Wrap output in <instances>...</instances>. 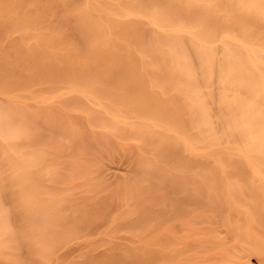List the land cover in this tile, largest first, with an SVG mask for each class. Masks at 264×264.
Here are the masks:
<instances>
[{
  "label": "bare ground",
  "instance_id": "6f19581e",
  "mask_svg": "<svg viewBox=\"0 0 264 264\" xmlns=\"http://www.w3.org/2000/svg\"><path fill=\"white\" fill-rule=\"evenodd\" d=\"M0 102L34 122L29 178L59 206L0 264H73L58 243L102 231L71 216L107 201L128 242L83 263L264 264V0H0Z\"/></svg>",
  "mask_w": 264,
  "mask_h": 264
},
{
  "label": "clouds",
  "instance_id": "9594fccd",
  "mask_svg": "<svg viewBox=\"0 0 264 264\" xmlns=\"http://www.w3.org/2000/svg\"><path fill=\"white\" fill-rule=\"evenodd\" d=\"M35 134L34 122L20 108L0 102V150L12 161L6 170L0 171V253L17 255L21 239L35 243L48 234L59 219V206L41 201L29 178L32 171L42 167L45 159L44 150L32 145ZM13 151L20 156L18 161ZM16 168L23 172L24 187L14 189L15 205H9L3 197V186L19 183L13 175ZM15 212L23 213L22 228L13 223Z\"/></svg>",
  "mask_w": 264,
  "mask_h": 264
},
{
  "label": "rangeland",
  "instance_id": "374dc122",
  "mask_svg": "<svg viewBox=\"0 0 264 264\" xmlns=\"http://www.w3.org/2000/svg\"><path fill=\"white\" fill-rule=\"evenodd\" d=\"M110 178L111 177H109V179ZM111 179L109 180V185H108V188L110 191H111V187H113L112 185H114L113 183H111V181L113 182V180H111ZM81 188L83 189V186L80 187V189H78V190H81ZM78 190L74 189V192L77 191L76 195H79L80 197L86 196V195L83 196V194H81V193H84L85 189L82 190V192L78 191ZM41 191H44V190H41ZM86 192H87L86 194L88 196L89 192L88 191H86ZM78 198H76V199H78ZM8 201L9 200L7 199V203H8ZM81 202H83V200H79V201L76 200V202H73L70 204V207L74 209ZM95 207H99L98 208L99 210L104 209L105 213H98V212L93 213L91 211L92 214L90 213L87 216L86 213L84 215H81L78 212V213H73V215L71 216V219L78 224L84 223L85 220H87L88 222L96 220L95 224L98 225V227L102 231V233L96 234L94 232V228H89L88 232L85 231L86 234L84 237V241H85L84 242L83 237H82L84 232H82L81 234L80 233L76 234V232H71V233H69V235H67L68 236L67 238L64 237L65 239H63L62 241H60L58 243V245H57L58 248H57V250L54 251V257L57 256L58 254L61 255V254L68 253V257L71 259V261H73V264H75V263L82 264L83 261H85L84 259H86V260L88 259V261H89V259L102 256L105 253L109 254V252H110L109 250H111L113 248L115 249L116 247H121L123 245L125 246L127 244L129 236L125 232L120 230L119 226L121 225V223L118 222L116 219V214H115V208L116 207L115 206L113 207V204L111 203V201H107L103 205H98ZM14 214L16 215V213H14ZM15 215H13V218H15L17 216V215L15 216ZM16 222L17 221L15 220L14 224ZM113 225H115V226L113 227ZM61 237H63V236H61ZM85 238H87V239L85 240ZM54 243L56 244L57 241L56 242L54 241ZM51 248H52V246H51ZM23 252L24 251L22 250L20 255L21 254L23 255L24 254ZM68 257H66V258H68ZM251 260H252V264H257V262L255 261L254 258ZM66 261H68V260H66ZM74 261H75V263H74ZM92 261H94V260H92ZM90 263H91V260H90ZM83 264H86V262H84Z\"/></svg>",
  "mask_w": 264,
  "mask_h": 264
}]
</instances>
